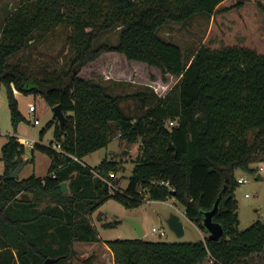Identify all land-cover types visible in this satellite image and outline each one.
<instances>
[{
    "label": "trees",
    "instance_id": "16d2710c",
    "mask_svg": "<svg viewBox=\"0 0 264 264\" xmlns=\"http://www.w3.org/2000/svg\"><path fill=\"white\" fill-rule=\"evenodd\" d=\"M19 1L0 18V87L6 88L13 126L21 118L15 89L41 94L52 107L59 104L66 122L50 121L40 132L43 138L55 124L61 150L39 142L32 149V155L37 149L51 158L45 177L12 178L10 172L26 162L27 147L15 135L2 147L0 264H48L58 257L54 264H73L75 242L99 240L89 215L110 198L137 207L147 196L175 197L207 231L201 210L213 208L224 186L214 215L224 227L221 239L106 241L115 264H264V222L239 230L235 195V170L264 161V53L202 44L186 54L162 34L172 23L186 27L197 16L211 19L224 0ZM63 24L72 28L65 66L44 67L38 76L13 60ZM114 29L120 30L115 43L102 39ZM108 52L157 67L178 82L163 96L148 86L119 94L111 84L79 75ZM129 98L142 102L140 111L121 105ZM117 135L128 145L140 143L124 190L115 178L124 169L122 159L106 158L94 167L82 161ZM66 180L67 194L60 186ZM84 264L95 263L90 257Z\"/></svg>",
    "mask_w": 264,
    "mask_h": 264
},
{
    "label": "rangeland",
    "instance_id": "374dc122",
    "mask_svg": "<svg viewBox=\"0 0 264 264\" xmlns=\"http://www.w3.org/2000/svg\"><path fill=\"white\" fill-rule=\"evenodd\" d=\"M19 2V0H0V18H4ZM239 2L241 4L237 5ZM228 4L235 5L226 10V14L216 15L214 22L212 18L197 16L186 27L179 23H172L162 30V34L181 45L186 54L202 44L214 48L245 45L258 53H264V0H231ZM71 32L70 26L60 25L44 38L36 40L30 48L17 54L13 60L21 62L28 68L29 72L38 76H42L44 67L60 69L65 66L71 54L68 42V36ZM119 32V29L108 31L103 34L102 39L115 43ZM79 75L111 84L112 91L115 93H132L148 86L161 96L165 95L179 79L171 74L164 75L157 67L129 60L125 55L118 52L103 53L97 60L83 67ZM14 92L21 113L16 128L12 123L6 88L0 87V174L4 173L5 170L2 147L8 141L9 136L15 135L20 140L25 138L32 141L33 145L39 142L48 147H54L57 142L54 135L55 124L47 129L43 138L40 134L50 121H58L57 117L55 118L53 107L46 102L41 94L24 93L17 89ZM30 103H34L37 109L31 116L28 114ZM121 105L128 112L134 113L140 111L142 102L129 98L124 100ZM34 117L39 118L40 124L34 125ZM139 145V142L132 145L121 142L117 135L112 138L107 147L86 155L82 161L86 165L94 167L106 158L109 160L122 159L124 169L119 171L115 178L119 179V186L117 187L124 190L128 186L129 177L135 166V159L139 154ZM28 149L27 146V152L32 150L29 151ZM123 152L125 154L121 155ZM30 154L28 155L30 156ZM32 157L33 159L26 160L18 178L23 179L31 175L45 177L48 174L51 164L50 156L35 149ZM250 168L257 172L243 168L235 170L237 180L240 177L248 180L239 183L235 190L239 205V230L246 229L256 221L264 222V161L252 162ZM258 174L262 176V179H257ZM109 184L111 188L116 190L112 183ZM171 214H178L182 218L185 234L181 237H178L168 225L167 219ZM89 216L98 230L99 240L75 242L76 256L72 259L73 264H84V261L90 257L93 258L95 264H115L114 255L106 241L138 238L131 219L140 223L145 233L142 238L145 240L190 242L205 240L209 235L208 231L198 227L186 216L185 206L175 197H169L162 201L151 200L147 196L145 201L137 207H126L116 198H110ZM112 222H117V225L105 226ZM154 227L158 231H153ZM160 231H164V234L160 235Z\"/></svg>",
    "mask_w": 264,
    "mask_h": 264
},
{
    "label": "water",
    "instance_id": "95a60500",
    "mask_svg": "<svg viewBox=\"0 0 264 264\" xmlns=\"http://www.w3.org/2000/svg\"><path fill=\"white\" fill-rule=\"evenodd\" d=\"M53 110H54L55 116L57 117L58 121L60 122L61 125H63L66 122V116H65L64 112L62 111L61 106L59 104L55 105V106H53ZM173 147H174L173 145H170V148H173ZM29 153L30 152H28V154ZM124 154H125V152H123L121 155H124ZM24 165H25V163H23V162L20 163L19 166L15 170L10 172V176L12 178H18L19 173H20V171ZM257 179H262V176L260 174H258ZM60 186H61L62 191L65 194L69 193V191H70L69 180L61 182ZM225 190H226V186H224V188H223L222 192L220 193L218 199L216 200L213 208H211L209 210H201V214L203 215V226L208 231V233H209L208 238L211 240H219V239H221V237L224 234L223 225L220 222H217L214 220V215L219 210V205H220V202L222 200L223 193ZM174 193L175 192L172 191V195H174ZM130 221L137 231L138 238H142L145 233H144L140 223L137 222L136 220H132V219ZM167 222H168L169 227L176 233V235L178 237H181L185 234V228H184V224H183L181 216H179L178 214H171L170 217L167 219ZM59 259H60V257L48 258L46 260V263L54 264Z\"/></svg>",
    "mask_w": 264,
    "mask_h": 264
},
{
    "label": "built area",
    "instance_id": "2783aa9c",
    "mask_svg": "<svg viewBox=\"0 0 264 264\" xmlns=\"http://www.w3.org/2000/svg\"><path fill=\"white\" fill-rule=\"evenodd\" d=\"M36 105L34 104V103H30L29 104V107H28V114L31 116V114H33V113H35L36 112ZM29 121H31V119H29ZM34 125H37V124H40V120H39V118H37V117H34ZM171 124H173V122H171ZM21 142L25 145V146H28V145H30V144H33V142L32 141H30V140H28V139H22L21 140ZM54 148L55 149H57V150H61V144H55L54 145ZM75 159H76V157H75ZM260 169H263L262 167H260ZM248 180H247V178H242V177H240L239 179H238V182L239 183H244V182H247ZM248 195V194H247ZM153 231H158V229L157 228H153ZM160 233V235H163L164 234V231H160L159 232Z\"/></svg>",
    "mask_w": 264,
    "mask_h": 264
},
{
    "label": "crops",
    "instance_id": "0c3cea01",
    "mask_svg": "<svg viewBox=\"0 0 264 264\" xmlns=\"http://www.w3.org/2000/svg\"><path fill=\"white\" fill-rule=\"evenodd\" d=\"M229 1H231V0H224L222 3H220L219 5H218V7H217V11L215 12V14L213 15V17H212V20H213V22H214V19H215V16L217 15H221V14H226L227 12H226V10H229L231 7L233 8L234 7V5L235 4H228V2ZM230 5H232V6H230ZM235 9V8H234ZM233 9V10H234ZM232 10V9H231ZM220 12H222V13H220ZM241 46H245V45H241ZM247 47V46H246ZM25 138H23V140H24ZM19 141H21L20 139H19ZM32 146H34L33 144H30V145H28V147H29V151H30V149H33L32 148ZM27 147V146H26ZM32 152V150L30 151V153ZM33 155L32 154H30V156L28 155V152H27V155L24 157V160H31V159H33V157H32ZM21 172V171H20ZM19 175H20V173H19Z\"/></svg>",
    "mask_w": 264,
    "mask_h": 264
}]
</instances>
